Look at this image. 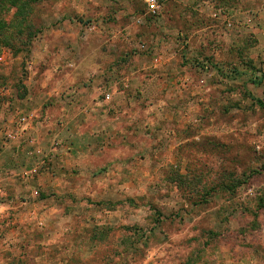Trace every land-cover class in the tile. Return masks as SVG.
Returning <instances> with one entry per match:
<instances>
[{"label": "rangeland", "instance_id": "1", "mask_svg": "<svg viewBox=\"0 0 264 264\" xmlns=\"http://www.w3.org/2000/svg\"><path fill=\"white\" fill-rule=\"evenodd\" d=\"M149 1L0 0V264H264V0Z\"/></svg>", "mask_w": 264, "mask_h": 264}, {"label": "crops", "instance_id": "2", "mask_svg": "<svg viewBox=\"0 0 264 264\" xmlns=\"http://www.w3.org/2000/svg\"><path fill=\"white\" fill-rule=\"evenodd\" d=\"M86 94H87V97H85V98H89V97L93 98L92 105L89 106L90 109L88 108L87 110H85L86 114H91V111H94L95 113H97L99 115L101 113H106L107 108H105L104 106L107 104L104 103L105 105H103V107H101V105H102L101 101H99V100L97 101L98 96H99V93H97V91H94L93 95H91V93H89V92H87ZM80 100H82V99H80ZM61 104H62V107H60L58 105L61 108V111H60L61 113H58L57 115H55L53 112L54 110H52L53 109V107H52L49 109L50 111H48V116H47L46 120L41 123V125H47L46 130H52V133H49L50 131H46L44 133L43 138L39 137V133H40L39 130L40 129L35 131L36 133L34 134V136H32L34 132H31V131L25 132V131L19 130L20 137H17L15 139L12 136L13 132L8 133V135L12 136L11 141L5 140L6 142L4 143V147H3V145H2V147L4 148V153L8 152V150L12 149V147H13V150L12 151L10 150L8 152V154L11 156L12 161H14V162L21 161L22 167L18 166L19 171L15 170V172H17V176L19 175L20 178H22L24 180H29V179L33 178L31 173L34 172L33 170H35V168H32V167H38L39 162H40L39 161L40 158L38 157V154L41 153V149L38 147V145L40 143L39 140H41L43 143L49 142L50 139H52L53 136L55 135V133H53V131L56 129V128H54V126L55 127L59 126L62 129H65V128L68 129L69 123H70L69 109L66 108V106L64 105L65 103H61ZM56 105H57V102H56ZM99 119H96V121H94V122L99 121ZM110 120H113V119H110ZM38 124H40L39 121H37L36 125H38ZM5 125H7V124H5ZM5 125L4 124L0 125V129L3 128L2 133L7 130L4 128ZM23 132H25V133H23ZM31 133H32V135H31ZM92 148H93V146H92ZM92 148H91V150H92ZM12 155H13V157H12ZM37 158H39V159H37ZM33 165H36V166H33ZM22 174H28L27 178L25 177V175H22ZM36 190H37V188H34V187H32V185H29V184L27 185L26 188H23L21 190L22 192H24L23 194L28 199L27 201L22 202V208L24 210L29 209V211H27V214H26V216H27L26 221L27 222L28 221L31 222V220H34L32 218V216L34 214H32L31 208H33L35 206H33V203L31 202V198L32 197L34 198V196L38 195V191H36Z\"/></svg>", "mask_w": 264, "mask_h": 264}, {"label": "built area", "instance_id": "3", "mask_svg": "<svg viewBox=\"0 0 264 264\" xmlns=\"http://www.w3.org/2000/svg\"><path fill=\"white\" fill-rule=\"evenodd\" d=\"M149 2H150V8L152 9V12H153V13H156V10H157V8H158L156 1H155V0H150ZM23 121L25 122L26 119H23ZM24 125H26V124H24ZM21 130H22V131H25L26 129H21ZM12 136L14 137V139L17 138V136L14 135V134H12ZM12 136H11V135H8V137H9L10 139L12 138Z\"/></svg>", "mask_w": 264, "mask_h": 264}, {"label": "trees", "instance_id": "4", "mask_svg": "<svg viewBox=\"0 0 264 264\" xmlns=\"http://www.w3.org/2000/svg\"><path fill=\"white\" fill-rule=\"evenodd\" d=\"M18 1V0H17ZM0 30H2V27L0 26Z\"/></svg>", "mask_w": 264, "mask_h": 264}]
</instances>
